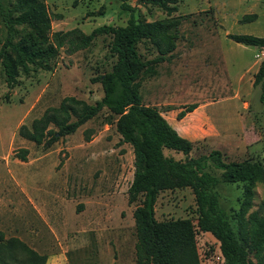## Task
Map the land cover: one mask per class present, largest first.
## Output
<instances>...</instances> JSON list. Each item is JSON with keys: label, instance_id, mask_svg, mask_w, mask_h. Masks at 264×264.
Instances as JSON below:
<instances>
[{"label": "rangeland", "instance_id": "1", "mask_svg": "<svg viewBox=\"0 0 264 264\" xmlns=\"http://www.w3.org/2000/svg\"><path fill=\"white\" fill-rule=\"evenodd\" d=\"M50 16V31L77 28L88 34L95 27L122 26L128 12L118 0H43ZM146 0H128L135 15L145 21L167 17ZM181 15L179 37L165 60L150 63L137 77L143 105L155 107L177 132L192 143L187 157L220 151L224 161L249 160L264 164V82L252 85L264 60V49L230 40L227 34L264 37V0H170ZM10 9L14 0H0ZM255 14L251 21H239ZM16 41L25 33L16 26ZM5 27L0 17V42ZM108 34H99L84 48H59L46 67L29 65L19 72L10 89L0 65V231L17 237L47 256L45 264H135L132 211L140 196L127 201L132 178V150L120 141L113 120L102 109L73 133L50 146L20 137L18 126H29L47 107L64 96L93 104L101 95L95 77L110 69L115 57L108 49ZM140 57L156 56L148 41L136 45ZM263 99H259L260 93ZM198 108L180 120L184 105ZM88 138H85V132ZM18 148L26 158L16 157ZM175 159L185 156L163 149ZM207 170L218 179L220 171ZM220 206L238 235L250 234L248 220L262 215L264 178L253 183L250 204L240 210L242 186L219 180ZM156 220L188 219L195 227L199 264H224L218 242L196 228L197 213L188 187L162 190L154 204Z\"/></svg>", "mask_w": 264, "mask_h": 264}, {"label": "trees", "instance_id": "2", "mask_svg": "<svg viewBox=\"0 0 264 264\" xmlns=\"http://www.w3.org/2000/svg\"><path fill=\"white\" fill-rule=\"evenodd\" d=\"M119 8L128 12L122 26L101 25L84 34L77 28L50 31V16L43 0H14L8 9L0 3V17L5 37L0 42V65L6 87L10 89L19 72L26 73L29 65L46 67L59 48L68 52L86 47L99 34H108V49L115 57L110 69L95 77L102 95L93 104L74 96H64L56 106L47 107L29 126L19 125L20 137L50 146L59 137L73 133L81 124L102 109L115 116L113 124L120 141L131 146L132 178L127 187V201L140 196L133 211V255L135 264H199L195 245V227L188 219L156 220L154 204L162 190L188 187L194 197L197 213L196 228L209 233L217 242L224 264H264L263 213L250 215V234L239 238L229 222V215L220 206L216 186L236 183L242 186L240 210L250 204L251 188L264 178V164L249 160L224 161L220 151L213 149L195 157L186 155L192 143L182 137L153 106L143 105L138 94L137 77L150 63L165 60L179 37L181 15L170 16L176 10L170 0H146L159 6L167 17L145 21L135 15L128 0H118ZM255 14H246L239 21H251ZM16 26L26 31L14 41ZM239 44L264 48V37L250 34H227ZM148 41L156 56L144 60L136 45ZM264 82V60L253 75L252 85ZM263 99V93L259 95ZM196 107L195 103L181 107L175 118H182ZM85 133V138L88 136ZM163 149L181 153L183 159L163 154ZM16 157L24 161L27 149L18 148ZM220 171V179L207 168ZM47 256L28 247L17 237H5L0 231V264H45Z\"/></svg>", "mask_w": 264, "mask_h": 264}, {"label": "crops", "instance_id": "3", "mask_svg": "<svg viewBox=\"0 0 264 264\" xmlns=\"http://www.w3.org/2000/svg\"><path fill=\"white\" fill-rule=\"evenodd\" d=\"M196 104V103H195ZM196 108H198V105L196 104V107L193 109V110H191L190 112H192V111H194ZM186 113H189V112H186ZM185 113V114H186ZM181 119V118H180ZM180 119H177V120H180ZM172 126V125H171ZM173 127V126H172ZM174 128V127H173ZM175 129V128H174ZM176 130V129H175ZM177 131V130H176ZM179 134V133H178ZM180 135V134H179ZM183 137V136H182ZM185 138V137H184ZM187 139V138H186Z\"/></svg>", "mask_w": 264, "mask_h": 264}, {"label": "built area", "instance_id": "4", "mask_svg": "<svg viewBox=\"0 0 264 264\" xmlns=\"http://www.w3.org/2000/svg\"><path fill=\"white\" fill-rule=\"evenodd\" d=\"M262 49H264V48H262Z\"/></svg>", "mask_w": 264, "mask_h": 264}]
</instances>
